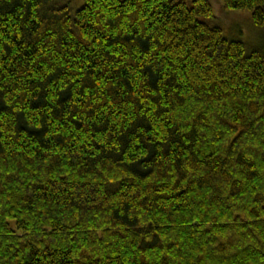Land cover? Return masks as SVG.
I'll return each instance as SVG.
<instances>
[{"label": "trees", "instance_id": "obj_1", "mask_svg": "<svg viewBox=\"0 0 264 264\" xmlns=\"http://www.w3.org/2000/svg\"><path fill=\"white\" fill-rule=\"evenodd\" d=\"M222 1L257 46L210 0H0V264H264V0Z\"/></svg>", "mask_w": 264, "mask_h": 264}, {"label": "rangeland", "instance_id": "obj_2", "mask_svg": "<svg viewBox=\"0 0 264 264\" xmlns=\"http://www.w3.org/2000/svg\"><path fill=\"white\" fill-rule=\"evenodd\" d=\"M85 0H61V3L71 7L74 13L78 10ZM191 3L192 0H186ZM213 4L215 14L220 18L224 26V34L228 38L241 39L254 46H257L262 38V35L252 27L247 13L244 11L228 12L224 9L222 0H210ZM250 48V47H249Z\"/></svg>", "mask_w": 264, "mask_h": 264}]
</instances>
